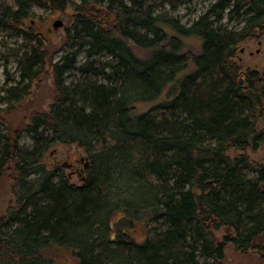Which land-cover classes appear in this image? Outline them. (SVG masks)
I'll return each mask as SVG.
<instances>
[{"label": "trees", "instance_id": "obj_1", "mask_svg": "<svg viewBox=\"0 0 264 264\" xmlns=\"http://www.w3.org/2000/svg\"><path fill=\"white\" fill-rule=\"evenodd\" d=\"M155 3L0 0V34L29 43L0 109V180L11 179L13 196L0 213V264H59L62 252L74 264L221 263L226 245L264 262V163L247 154L264 146V77L235 59L264 34V0H216L188 27ZM35 6L73 11L57 61L26 24ZM226 10L241 17L231 29L220 24ZM182 38L198 39L199 53H182ZM43 74L48 108L10 127L4 113ZM22 133L30 148L19 145ZM56 145L85 154L79 184L46 165Z\"/></svg>", "mask_w": 264, "mask_h": 264}, {"label": "rangeland", "instance_id": "obj_2", "mask_svg": "<svg viewBox=\"0 0 264 264\" xmlns=\"http://www.w3.org/2000/svg\"><path fill=\"white\" fill-rule=\"evenodd\" d=\"M46 2L48 0H45ZM79 1V0H73ZM156 12L167 14L169 17L178 19L180 24L188 27L193 21L204 15L216 0H155ZM229 10H226L223 14L221 26L231 29L235 27L241 20V17H237L235 14H229ZM32 12L34 15L30 20L26 21V24L32 23L33 30L43 34V48L47 50L48 54L54 61L59 60L68 48L64 45L65 29L69 25L73 11L70 7L65 8L64 11H54L50 9H42L39 7H33ZM55 21H61L62 25L55 29L53 23ZM27 32L28 28L25 26ZM169 37L175 36L172 32H169ZM181 52L186 55H197L200 51V41L195 38H182ZM29 44L24 42L22 37L13 34H0V109L5 110L7 102L4 100V90L16 85L19 80V73L17 71V61L25 49V46ZM131 49L135 55L139 57H146L149 52L147 50L135 47L131 45ZM236 62L241 66L243 72H257L260 76L264 77V34L258 38L240 44L236 52ZM82 60V57H79ZM192 65H188V69L184 71L182 75L190 73ZM70 76H75L76 73H69ZM71 77L68 78V82H71ZM165 99V92L154 102L151 103H138L134 106V114H140L147 112L152 107L157 105ZM52 101V82L47 74H43L40 79L35 81L30 88L29 95L20 103L13 104V107L4 113L7 118L8 125L15 129H21L27 124L28 118L33 111H43L48 108V105ZM6 125V124H5ZM3 128V127H2ZM19 145L22 148H30L31 142L28 137L22 133ZM250 161L252 163H264V146L260 147L256 151L248 150ZM83 158L82 161L80 159ZM46 165L53 169L58 167V173L62 176L68 177L70 170L66 167H62L63 164H72L77 169L81 170L80 176L70 177V180L79 184L81 178L85 176L84 164L86 163V157L82 150L77 149L75 146L56 145L46 155ZM248 175L251 173L247 170ZM11 179L4 177L0 180V213L10 204L13 199L11 193ZM131 235L135 239H141L143 233L141 228H136L131 232ZM218 239L223 236V231L215 233ZM59 264H74V259L66 252H62L58 255ZM201 264H264L259 255L255 252H248L242 254L236 252L231 245L225 246V257L221 263H216L210 259L200 260Z\"/></svg>", "mask_w": 264, "mask_h": 264}, {"label": "water", "instance_id": "obj_3", "mask_svg": "<svg viewBox=\"0 0 264 264\" xmlns=\"http://www.w3.org/2000/svg\"><path fill=\"white\" fill-rule=\"evenodd\" d=\"M62 25V22L61 21H55L54 23H53V27L55 28V29H57L58 27H60ZM82 160H83V158H81ZM72 166V164H63L62 165V167H66V168H70ZM88 167V163L86 162L85 163V165H84V169H86ZM68 177H71V174H68ZM84 180V177H82L81 178V181H83Z\"/></svg>", "mask_w": 264, "mask_h": 264}, {"label": "flooded vegetation", "instance_id": "obj_4", "mask_svg": "<svg viewBox=\"0 0 264 264\" xmlns=\"http://www.w3.org/2000/svg\"><path fill=\"white\" fill-rule=\"evenodd\" d=\"M80 161H82V159H80ZM68 170H70L69 174H71V177H73L75 175H77V176L81 175V170L77 169V167H75L74 165H72Z\"/></svg>", "mask_w": 264, "mask_h": 264}]
</instances>
